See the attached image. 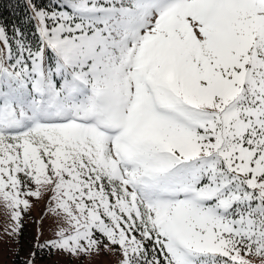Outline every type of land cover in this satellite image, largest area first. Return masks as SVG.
<instances>
[{
    "label": "snow or ice",
    "instance_id": "1",
    "mask_svg": "<svg viewBox=\"0 0 264 264\" xmlns=\"http://www.w3.org/2000/svg\"><path fill=\"white\" fill-rule=\"evenodd\" d=\"M0 9V264H264V0Z\"/></svg>",
    "mask_w": 264,
    "mask_h": 264
},
{
    "label": "rangeland",
    "instance_id": "2",
    "mask_svg": "<svg viewBox=\"0 0 264 264\" xmlns=\"http://www.w3.org/2000/svg\"><path fill=\"white\" fill-rule=\"evenodd\" d=\"M42 211H43V204L34 208L32 213H31V217L36 218L37 223H31L29 220L25 221V223H26V232H25L26 239H29V238L35 236V234L38 232V230H39V228H38L39 217H40ZM5 223H6V218L3 216L2 212H0V236H2V234H3ZM47 226H48V222L45 223V227H47ZM45 238H47V235L45 236ZM3 246L5 248V255H4L2 264H13L14 258L16 256L7 252V248L10 247V245L5 244ZM22 246L24 247V251H22L20 253V255L23 258H26L28 246H27V244H23ZM38 264H39V262H38Z\"/></svg>",
    "mask_w": 264,
    "mask_h": 264
},
{
    "label": "trees",
    "instance_id": "3",
    "mask_svg": "<svg viewBox=\"0 0 264 264\" xmlns=\"http://www.w3.org/2000/svg\"><path fill=\"white\" fill-rule=\"evenodd\" d=\"M0 12H2L5 17H9V11H5L4 9H0ZM24 259L25 258H23L21 255H19V257L16 256L14 258L13 264H16V262H18V261H23Z\"/></svg>",
    "mask_w": 264,
    "mask_h": 264
}]
</instances>
